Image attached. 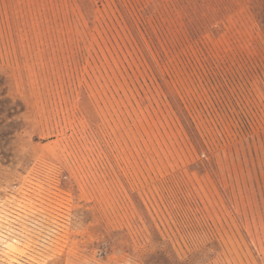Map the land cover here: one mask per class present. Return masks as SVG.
<instances>
[{"label":"rangeland","instance_id":"1","mask_svg":"<svg viewBox=\"0 0 264 264\" xmlns=\"http://www.w3.org/2000/svg\"><path fill=\"white\" fill-rule=\"evenodd\" d=\"M0 264H264V0H0Z\"/></svg>","mask_w":264,"mask_h":264}]
</instances>
